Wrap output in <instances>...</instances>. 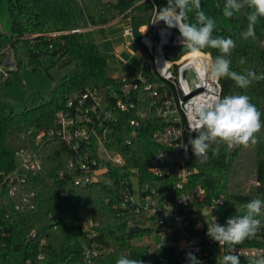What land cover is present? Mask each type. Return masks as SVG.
<instances>
[{
	"label": "trees",
	"instance_id": "trees-1",
	"mask_svg": "<svg viewBox=\"0 0 264 264\" xmlns=\"http://www.w3.org/2000/svg\"><path fill=\"white\" fill-rule=\"evenodd\" d=\"M8 1L12 28L8 34H0V65L7 61V52L10 51L15 59L16 69L7 68L6 81H3L4 75L0 76V88L9 83L11 73H20L24 68L37 71L42 67V60L47 58L51 59L52 65L59 67L75 64L77 71L64 82L56 84L47 96H41V101L20 113L0 101L1 178L16 168L18 151L33 143L39 133L55 128L56 113L65 108L73 95L87 89L118 86V78L106 75L107 59L99 46L86 41L83 32H71L84 28L78 21L77 11L86 24L93 27L107 26L120 19L130 21L139 40L143 36L142 29L148 30L146 26L150 25L156 14L154 6L164 7L167 4V0ZM224 2L225 0H221L217 11L222 28L216 29L214 34L226 38L230 36L236 42L230 56L231 69L243 72L251 68L257 74L264 73V18L256 25V39H244L241 33L247 29L248 9L244 8L231 19H225L222 16ZM53 32L63 33L52 36ZM202 51L208 53L213 61L220 55L216 49L205 48ZM242 58L245 61L243 64L240 62ZM142 72L145 76L153 75L149 66L144 65ZM219 81L221 97L244 91L230 79ZM245 94L264 113V80L253 82ZM133 96L135 108L121 113L117 121L105 124L110 138L108 148L121 153L127 166L118 168L109 165L110 177L116 178L114 183L98 182L86 188H73L71 192L85 189L88 194L75 217L62 218L63 194L67 192L70 183L67 170L70 162L75 159V153L59 140L46 137L39 145L43 171L30 178L26 185L27 191L36 192L33 208L23 204L22 193L11 196L7 189L2 190L0 264H5L8 256L22 246L25 247L23 264H87L84 252L94 246L100 250L96 264H116L122 254L143 261L151 259L150 251L153 246H135L133 241L149 237L154 231L129 233L133 217L121 206L119 182L139 175L144 184L163 192L175 185L177 176L158 178L149 172L150 158L161 148L156 143L154 134L167 124L155 115L151 106L152 99L145 85H141ZM190 136L194 138L195 134L185 133V143ZM256 136L257 143H250L247 147L229 149L221 142L219 151L216 152L213 145L209 150V160L204 164L195 162L190 147L187 155L185 154L184 166L196 170L186 188L202 186L210 199L224 198V205L218 206L214 211L220 224L236 214L235 206L257 196L264 198V127ZM61 172L66 173L64 178L60 177ZM249 179L255 180V185L246 188L245 182ZM17 206L20 208L17 209ZM65 222H68L70 231L63 235L60 228ZM83 224H87L95 232L94 237H88L83 231ZM22 229H26L30 237L23 244L15 245L14 233ZM261 235H264V230L258 234L257 239L246 240L238 246L261 247ZM159 257L169 258L174 263L180 261L179 253L171 248L162 249ZM180 263L184 264L183 261Z\"/></svg>",
	"mask_w": 264,
	"mask_h": 264
},
{
	"label": "built area",
	"instance_id": "built-area-1",
	"mask_svg": "<svg viewBox=\"0 0 264 264\" xmlns=\"http://www.w3.org/2000/svg\"><path fill=\"white\" fill-rule=\"evenodd\" d=\"M156 18L155 14L140 41L130 21H127V28L122 34L128 39L123 49L130 46L144 49L148 60L142 67L149 66L153 75L145 76L141 70L137 78H118L117 87L107 88V102L102 100L98 89H87L73 95L65 108L56 113L55 128L39 133L33 143L17 152L16 168L3 178L0 175V195L3 189H7L11 196L22 193L23 204L34 207L36 192L27 191L26 185L30 178L43 171L39 145L46 137L61 141L75 153V159L70 162L67 170L73 188H86L98 182L114 183L116 178L110 177L109 165L123 168L127 163L121 153L108 148L110 138L105 124L117 121L121 113L134 109L136 103L133 95L141 85H145L155 115L167 124L154 134L161 148L152 154L149 172L158 178L177 176V182L173 187L159 192L157 188L144 184L139 175L122 179L119 182L121 206L132 215V227L139 226L143 231L153 230L154 233L149 237L157 238L158 242L145 245L153 246L151 259L144 261L145 264H182L180 261L188 264L186 253L189 251L202 264H216V257L227 254L228 248L225 246L220 249L206 235V220L211 222L212 215L217 219L214 211L218 206H223L225 200L216 206L215 202L223 197L209 199L202 186L186 188L196 170L184 166L185 152L178 146L185 143L186 132L195 134L191 130L196 123L197 107L211 102L215 97H221L222 88L220 81L210 78L207 73L208 65L213 62L211 56L202 50L197 51L195 58L186 60H183L184 56L192 51L174 56L177 50L184 48L178 39L179 32L175 28L168 29L162 21L153 24ZM91 28L93 26L88 25L71 32L78 33ZM62 33L53 32L51 35ZM7 65L11 69L15 67L10 57L3 64L1 74L4 76H7V70L10 69L5 68ZM196 87H200V90L192 93ZM65 175V172L60 173L61 178ZM181 198L188 202H183ZM205 208L209 211L206 217L202 214ZM83 231L90 238L95 236L87 224H83ZM2 235L5 236V233ZM261 241V247L237 246L241 253V264H248L249 259L264 255V235H261ZM167 248L179 253V263L169 258L160 259V251ZM84 256L87 264H96L100 250L94 246L87 249Z\"/></svg>",
	"mask_w": 264,
	"mask_h": 264
},
{
	"label": "clouds",
	"instance_id": "clouds-1",
	"mask_svg": "<svg viewBox=\"0 0 264 264\" xmlns=\"http://www.w3.org/2000/svg\"><path fill=\"white\" fill-rule=\"evenodd\" d=\"M154 8L157 18L153 24L162 21L168 29H177L179 42L187 51L197 52L205 48L219 51L220 55L207 67L210 78L230 79L239 89L244 90L239 94L215 97L211 102L200 104L196 109L195 126L191 130L195 137L190 136L186 143L183 142L178 147L183 148L186 155L190 147L195 162L204 164L209 160V150L213 145L214 150L218 152L221 142L229 149L257 143L256 134L264 127V113L258 110L251 102V97L245 93L253 82L264 80V73L257 74L251 68L243 72L231 69L230 56L236 42L230 36L226 38L214 34L215 20L205 13L201 0H167L166 6ZM244 8L248 9L247 29L241 36L244 39H256V25L264 18V0H225L222 16L231 19ZM240 62L245 63L243 58ZM181 200L188 202L186 199ZM223 201L222 198L218 199L215 205ZM235 212L236 214L228 217L224 224L218 223L212 212L211 222L206 220V235L216 242L220 249L225 246L228 248L227 254L216 257V264H241V253L237 246L246 240L257 239L258 234L264 230V198L257 196L238 207L235 206ZM202 214L205 217L209 215L208 209L205 208ZM186 259L188 264H202L192 251L186 253ZM116 264L145 262L122 254ZM248 264H264V255L249 259Z\"/></svg>",
	"mask_w": 264,
	"mask_h": 264
},
{
	"label": "rangeland",
	"instance_id": "rangeland-1",
	"mask_svg": "<svg viewBox=\"0 0 264 264\" xmlns=\"http://www.w3.org/2000/svg\"><path fill=\"white\" fill-rule=\"evenodd\" d=\"M116 1V0H105ZM205 13L215 20L216 29L221 30L222 23L217 15L220 8L221 0H201ZM78 21L82 27L88 26L85 19L81 18L77 11ZM191 15V13H190ZM12 28V20L10 17L9 1H0V34L9 33ZM127 28L124 20L118 21L108 26H95L91 29L83 31V37L88 42L96 43L103 56L107 59L106 75L111 78H137L140 76L142 65L148 60V56L143 48L130 46L118 51V46H124L128 39L123 37V32ZM144 29H142V33ZM10 62L15 63V59L10 51L7 52ZM5 63V62H4ZM10 68V65L5 66ZM16 69V63L15 67ZM3 65H0V76H3ZM14 70V69H13ZM77 71L75 64L65 67H59L51 64V59L42 60L41 69L35 71L32 68H24L20 73H11L9 75V83L3 84L0 88V101L10 105L16 113H20L27 107L34 105L37 101H41V96H47L56 84L64 82L68 77L73 76ZM3 76V81H6ZM100 179H103L102 177ZM246 188L255 185V180L249 179L245 182ZM73 185L69 183L68 190L63 194L62 218L71 219L75 217L78 209L87 199V190L79 189L74 192ZM209 198V197H208ZM210 199V198H209ZM132 227V226H131ZM58 230V229H57ZM70 231L68 222L61 225L60 232L65 235ZM30 234L26 229L16 231L14 233V244L21 245ZM157 241L155 237H143L135 239V246H143L154 244ZM221 251V250H219ZM25 258V247L14 250L7 258L5 264H23Z\"/></svg>",
	"mask_w": 264,
	"mask_h": 264
},
{
	"label": "water",
	"instance_id": "water-1",
	"mask_svg": "<svg viewBox=\"0 0 264 264\" xmlns=\"http://www.w3.org/2000/svg\"><path fill=\"white\" fill-rule=\"evenodd\" d=\"M153 33H155V31L153 32ZM152 35V34H151ZM150 35V36H151ZM118 49V51H121V50H123V46H119V48H117ZM187 52H189V51H187L185 48H182V49H179V50H177L175 53H174V56H177V55H179V56H181V55H184L185 53H187ZM200 90V87H196V88H193L192 89V93H196L197 91H199ZM107 88H101V89H99V95H100V97L102 98V100L104 101V102H107ZM143 231V228H141V227H139V226H133V227H130L129 228V233H131V234H136V233H140V232H142ZM35 236V235H34ZM33 236V237H34Z\"/></svg>",
	"mask_w": 264,
	"mask_h": 264
},
{
	"label": "bare ground",
	"instance_id": "bare-ground-1",
	"mask_svg": "<svg viewBox=\"0 0 264 264\" xmlns=\"http://www.w3.org/2000/svg\"><path fill=\"white\" fill-rule=\"evenodd\" d=\"M197 52H192L191 54H186V56H184L183 60H186L187 58H195L197 56Z\"/></svg>",
	"mask_w": 264,
	"mask_h": 264
},
{
	"label": "crops",
	"instance_id": "crops-1",
	"mask_svg": "<svg viewBox=\"0 0 264 264\" xmlns=\"http://www.w3.org/2000/svg\"><path fill=\"white\" fill-rule=\"evenodd\" d=\"M118 21H121V19L120 20H117V21H115L114 23H116V22H118ZM126 23H127V21H125ZM114 23H111V24H109V25H112V24H114ZM108 26V25H107ZM146 27H148V26H146ZM145 28V27H144ZM118 48H119V46H118Z\"/></svg>",
	"mask_w": 264,
	"mask_h": 264
}]
</instances>
